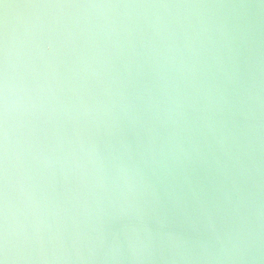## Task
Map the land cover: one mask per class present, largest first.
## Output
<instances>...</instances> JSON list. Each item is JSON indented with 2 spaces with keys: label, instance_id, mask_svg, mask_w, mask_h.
Wrapping results in <instances>:
<instances>
[{
  "label": "clouds",
  "instance_id": "9594fccd",
  "mask_svg": "<svg viewBox=\"0 0 264 264\" xmlns=\"http://www.w3.org/2000/svg\"><path fill=\"white\" fill-rule=\"evenodd\" d=\"M0 264H264V0H0Z\"/></svg>",
  "mask_w": 264,
  "mask_h": 264
}]
</instances>
